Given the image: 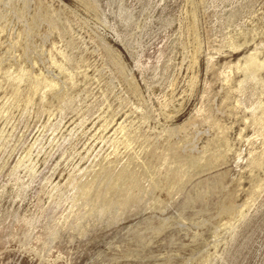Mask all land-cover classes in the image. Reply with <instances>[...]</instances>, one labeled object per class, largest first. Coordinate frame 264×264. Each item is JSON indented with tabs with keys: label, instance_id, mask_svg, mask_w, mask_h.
I'll return each instance as SVG.
<instances>
[{
	"label": "rangeland",
	"instance_id": "1",
	"mask_svg": "<svg viewBox=\"0 0 264 264\" xmlns=\"http://www.w3.org/2000/svg\"><path fill=\"white\" fill-rule=\"evenodd\" d=\"M0 264H264V0H0Z\"/></svg>",
	"mask_w": 264,
	"mask_h": 264
}]
</instances>
